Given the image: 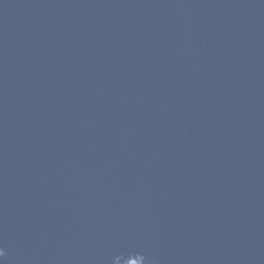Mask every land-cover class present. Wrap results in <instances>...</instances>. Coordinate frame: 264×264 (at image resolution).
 Wrapping results in <instances>:
<instances>
[{"label":"water","instance_id":"water-1","mask_svg":"<svg viewBox=\"0 0 264 264\" xmlns=\"http://www.w3.org/2000/svg\"><path fill=\"white\" fill-rule=\"evenodd\" d=\"M0 264H264V0H0Z\"/></svg>","mask_w":264,"mask_h":264}]
</instances>
